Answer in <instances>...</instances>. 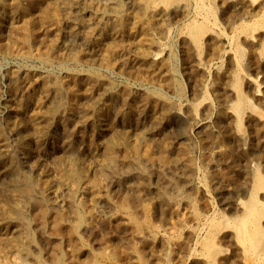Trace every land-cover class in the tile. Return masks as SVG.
Returning a JSON list of instances; mask_svg holds the SVG:
<instances>
[{"label":"rangeland","instance_id":"obj_1","mask_svg":"<svg viewBox=\"0 0 264 264\" xmlns=\"http://www.w3.org/2000/svg\"><path fill=\"white\" fill-rule=\"evenodd\" d=\"M93 1L95 3L97 2V4H99L103 9L108 11L111 9V4L114 2L116 3L118 0ZM121 1L125 3L128 2V0ZM111 11L112 9L108 12ZM84 18L86 20V24L77 25V29H83L88 26L89 22L95 21L94 15L91 12H85ZM70 21V18L65 17L61 20L60 25H56L55 23L52 26H49L48 24L43 25L38 23V26L36 24V27H34L31 31L32 34L27 36V40L24 42L19 41L18 36L21 28L23 27L22 21L18 22L21 24L20 26L17 23L13 28V25L6 20L4 21L5 23L2 22L0 24V264L204 263L206 258L203 257V255H199L201 251L200 249V251L196 248L192 249L193 255L187 261V257H184L186 251L188 252V250H190L188 246L190 240L192 239L194 229L206 222L207 215L209 216V214H215V209L216 211L219 208L221 209L223 207L222 205L224 200L229 199L234 194L233 191L236 192L241 189L244 181L245 163L250 154L254 152L255 148L259 147L258 145L262 143V139H264V132L262 131V128L259 127L257 122L252 120L249 123L247 122L245 124L246 126L244 125L246 134L249 138V145L247 150H243L237 146V149L235 148V144L231 139L232 131L228 126V122L223 121L219 124H215V122L210 120L206 130L197 131L191 129L188 121L180 120L179 122L173 124L170 128L171 125L165 126L159 124L165 111L163 108L166 107V104L162 102H158L156 104L155 112H153L152 115H138V111L142 108L145 97L149 95L150 92L156 95H162L174 102L193 101L194 98L200 97L199 93L197 94L199 97L194 93L191 80L188 78L189 76L187 72H185V66L189 62H193V59L191 60V58H185V41L184 38L179 35L181 31L180 29H182L187 23V20L184 18L173 21L170 20L169 24H167V26H169L168 28H171L172 33L170 32V36L160 37V35H158L161 41L168 46L166 51V53H168L165 54V59H167V64H169V66L172 63L171 66H168L169 68L167 66V68L160 66V68L156 65L153 66V68L152 66L148 68L144 67V70L138 63V58L128 49L122 48L124 43H128L132 40L130 39L128 30L120 31L118 34L111 35L107 38L104 49L116 50V53L112 56L113 58L107 57L102 62L85 57H80L77 60L79 62L70 60L69 57L72 51L69 46L61 45L60 47L54 48L61 40L64 39L63 29L71 26ZM6 41L9 44H7ZM1 42H3L2 44L4 45H2ZM79 44L80 48L78 53L81 54V56L82 54L89 55L101 51V48L95 44L87 43L81 40L79 41ZM62 48L66 51L62 50ZM47 57L51 58L49 59ZM41 58H45L47 61L43 62ZM217 60H219V58L215 59V61ZM175 63L177 64L176 66ZM223 63L225 67L228 66L226 57H223ZM80 65L82 67L84 65L85 68H82ZM172 69L175 70L176 74L171 71ZM263 69L264 66H260L258 68L259 71L257 69H251L250 72H252L254 76L257 75L260 81H263L264 83ZM141 73L143 75H141ZM11 74L19 76L18 78H20V80L25 79L26 82L22 84L19 80L10 82L8 78ZM42 74L44 75L42 76ZM87 74L92 75V91L87 90V88L85 89L86 86H84L86 85ZM145 75L149 76L146 77ZM208 75L209 76L204 77L203 80L199 82L198 87L209 91L210 94L207 93V95L209 97L211 95L210 102L211 106H213L211 107V111L215 112L218 107L216 101L217 96L213 89L214 76L211 74ZM53 78L62 79V93L63 96L66 97H64V99L70 102L73 106L72 116L68 121V131L65 133L62 131L63 129L61 127L54 124L52 125V122H50L48 118L52 106L50 100L51 97H45L44 92L46 89L51 87L50 80ZM32 79H34L35 82ZM106 82L113 84L116 92L120 91L119 93L122 94L123 99L118 100V98L114 97V95L103 94V88ZM204 83L207 84L205 85ZM39 85L40 87H38ZM129 85L133 86L134 90L129 92ZM154 91H156V93ZM96 94L98 97H96ZM190 94L193 96H190ZM41 97L42 99H40ZM19 99L21 101H19ZM35 99L37 100V103ZM9 101L17 102L18 105L16 104L17 108L15 111L10 110ZM96 102H99L101 108L103 107L102 109H105L104 111L114 119L122 102L125 105L127 104L126 107L128 110L130 108L132 109L128 111L127 118L122 123H108L107 134H102L97 131L91 123L83 121V124L82 121H79L80 115L90 114V107ZM41 106L45 109H41ZM259 107L264 110L263 103L259 104ZM30 109L32 110L29 111ZM11 116L13 118H11ZM10 121H18L22 123V126L24 127L22 133V136L25 138L24 143L20 139H14L9 134L8 123ZM37 122L39 124H37ZM183 122L185 124H183ZM29 123H32V125ZM71 124L73 126H71ZM137 124H139V126ZM163 133H165V136H163ZM261 133H263V135H261ZM64 134L68 136V138ZM221 134L223 136H221ZM56 135L58 137H56ZM156 135H158L157 138ZM199 137H201V139H199ZM143 138L151 139L152 142L154 141L153 143H158L161 146H163L161 142L165 140L162 143L166 146V148L168 147L167 155H162L160 151L161 148L155 145L154 150H158L156 151L158 154L155 152L154 162L143 159L136 153L135 150L137 145L138 147L141 145ZM35 140L37 141V146H35ZM63 141H68L71 145L65 147L63 145ZM222 141L224 144L220 143ZM73 147H75V149ZM209 148L211 151H209ZM42 149L44 150L43 152L41 151ZM78 149L79 154H76L74 151ZM72 151L74 153H72ZM89 152L91 153L88 154ZM262 152L261 154L264 155V152ZM138 158L141 159V161ZM139 162L140 165H138ZM148 162L150 164H147ZM164 162H167V164ZM42 163H44L45 168ZM67 164L69 165L67 166ZM160 164L162 165L163 171L160 169ZM137 165L138 167H136ZM141 165L142 167H140ZM198 166L200 168H198ZM170 168L172 169L169 170ZM185 172L188 173L185 174ZM49 177L52 178H50V181ZM106 181L108 183L113 181L114 183L110 182L109 185ZM59 184H63L62 187ZM223 184H226L227 186H224ZM57 189L60 190L57 191ZM163 189L166 192H164ZM170 194L172 195L170 196ZM185 194L189 197L187 198ZM166 195H168L170 199L169 197H166ZM224 195L226 196L225 199H223ZM184 196L186 197V200L183 199ZM180 197L181 199L179 200ZM57 199L60 201H56ZM225 212L228 216L231 214L228 211ZM194 219H198L196 221L197 223ZM222 236L224 235L222 234L221 237ZM219 242L221 241L219 240ZM222 243L226 249H223V251L220 252L219 261L224 262L228 260L233 261L241 259L246 260L248 263L252 261V257L247 256L248 258L246 257L245 259L243 255L239 253V250L235 248L234 245H230L226 242L224 238Z\"/></svg>","mask_w":264,"mask_h":264},{"label":"bare ground","instance_id":"obj_2","mask_svg":"<svg viewBox=\"0 0 264 264\" xmlns=\"http://www.w3.org/2000/svg\"><path fill=\"white\" fill-rule=\"evenodd\" d=\"M111 9H112V11L108 12ZM111 9H109L107 11V10L103 9L99 4H97V2L95 3L93 0H0V24L6 20V21L10 22L13 25L12 26V28H13V27L16 26V24L19 21H22L23 22V27L21 28L20 33H19L18 36H19V41L24 42V41L27 40V36H30L32 34L31 31L34 29V27H36V24H37V26H38V23L39 24L41 23L43 25L44 24H48L49 26H52L55 23H56V25L57 24L60 25L61 24V20L63 18H65V17L66 18H70L71 19V21H70L71 26L68 27V28H64L63 29V38L64 39L61 40L55 47L54 46L53 47L57 48V47H60L61 45L69 46L70 50L72 51V53L70 54L69 59L72 60V61H77L80 57H85V58H90V59L102 62L107 57H112L116 53V50H114V49H110V50L104 49V47L106 46L107 38L110 37L111 35L118 34V32H120V31L128 30L130 39H132V40L130 42H128V43H124V46H122V48H126L129 51H131L138 58V63L141 65V67H143V70H144L145 68H148V67H151V66L153 68V66H156V65H158L159 67L160 66H164V67H166V66L168 67L169 66V64H167V59H165V54L168 53V52L166 53L168 46H166V44H164L161 41L160 37L161 36H167L168 37L172 33L171 32V28H168L169 26H167V24H169L170 20L173 21V20H176V19L184 18L185 20H187V23L185 24V26L182 29H180L181 31H180L179 35H181L184 38V41H185L184 42L185 45H186L185 46L186 47L185 58H191V60L193 59V62H191V63L189 62L185 66V68H186L185 72H187V74L189 76L188 78H190V80H191V84H192V88H193L194 93L196 95L199 93L200 97L197 95L199 98H194L193 101L174 102L173 100H169L168 98L163 97L162 95H156V94H153L152 92H150V94L145 97V100L143 102L142 108L140 110L138 109L139 111L137 110L138 111V115L139 116L144 115V114L152 115L153 112H155L156 104L158 102H162V103L166 104V107L163 108V109H165V111L163 113V116H162L159 124L165 125V126H170L171 125L170 128L172 127L173 124L179 122L180 120L188 121L190 123L191 129L192 130H197V131L206 130L208 128V125H209L208 122L210 120L215 122V124H219V123H221L223 121L224 122H228V126L231 129V131H232L231 139H232L233 143L235 144V148L237 146V147H239V148H241L243 150H247V147L249 145V141H248L249 138H248V135L246 134V130L244 128V125L247 122L249 123L251 120L257 122V124H259V127H261L262 131L264 132V110L262 108H261L262 109L261 110L260 107H259V104H262V103L264 104V83H263V81L262 82L260 81V79H259V77L257 75L254 76L252 74V72H250L251 69H253V70L257 69L258 70V68L260 66H264V0H128V2H126V3L121 1V0H118V1H116V3L114 2L113 4H111ZM85 12H91L94 15L95 21L89 22L87 27L79 30L76 27L77 25L86 24V20L84 18V13ZM96 19H97V21H96ZM20 25L21 24H19V26ZM3 29H4V27H3ZM158 35H160V37ZM13 36H15V35H13ZM167 37H165V38H167ZM38 38H39V36H38ZM80 40L84 41V42H87V43H91V44L97 45L98 47L101 48V51L97 52V53H92V54H89V55L82 54V56H81V54L78 53L79 52V48H80V44H79ZM2 43L3 42H1V44ZM6 43H7V41H6ZM40 43H42V42H40ZM7 44H9V43H7ZM2 45H4V44H2ZM15 47H16V45H15ZM111 47H112V45H111ZM47 48H48V46H47ZM16 50H17V48H16ZM62 50L66 51L63 48H62ZM14 51H15V49H14ZM16 52H18V51H16ZM38 52H39V50H38ZM60 53H62V52H60ZM169 53H172V52H169ZM49 54H50V52H49ZM36 55H37V53H36ZM27 56H29V55H27ZM19 57H21V56H19ZM44 57H45V55H44ZM223 57L227 58V61H228V64H227L228 66L227 67L224 66ZM47 58H49V57H47ZM217 58H219V60L215 61V59H217ZM41 59H42L43 62L47 61V59H45V58H41ZM4 60H5V58H4ZM16 61H17V59H16ZM25 62H27V61H25ZM77 62H79V61H77ZM122 62H124V61H122ZM173 62H174V60H173ZM53 63H55V62H53ZM66 63H68V62H66ZM171 64H170V66H171ZM176 65L177 64L175 63V66ZM110 66H112V65H110ZM21 67H23V66H21ZM71 67H72V65H71ZM83 67H84V65H83ZM35 68H36V66H35ZM54 71H55V69H54ZM158 71H160V70H158ZM171 71H173V73H175L174 69H172ZM168 72H170V71H168ZM208 74H211V75L214 76V88L213 89H214L215 94L217 96L216 97V101H217V107H218L215 112L211 111V107H213V106H211V102H210L211 95H210V97L207 95V93H209V91L198 87L199 82L201 80H203L204 77L209 76ZM43 75L44 74H42V76ZM141 75H143V74L141 73ZM148 76H146V77H148ZM18 77L19 76H17V75L15 76L14 74H11L8 79H9L10 82H15L16 80H19V82L21 84L26 82L25 79L20 80V78H18ZM35 78H36V75H35ZM91 78H92V75L91 74H87L86 75V85H84V86H86L85 89L87 88V90H89V91L93 90V85H92V82H91ZM32 80L34 81V79H32ZM61 80L59 78H53L52 80H50L51 83H50V81H49V83L51 84V87H49L48 89L45 90L44 96L45 97H48V96L51 97L50 100H51L52 106H51V109H50V115L48 116L50 122H52V125L54 124V125H57V126L61 127L63 129L62 131H64V133H65V132L68 131V121H69V119L72 116V107L73 106H72V104L70 102H68V101H66L64 99L65 96H63V93H62L63 84H62ZM144 80H145V78H144ZM153 81H154V79H153ZM7 83H8V81H7ZM81 83H82V81H81ZM26 85H27V83H26ZM72 86H74V85H72ZM72 86H70V87H72ZM38 87H40V85ZM157 87H158V85H157ZM28 89H30V88H28ZM69 89H67V90H69ZM103 90H104L103 94L114 95V97L118 98V100L123 99L122 94L119 93L120 91L116 92L113 84H111L110 82H106L104 84ZM132 90H134V87L130 86L128 88V91L130 92ZM150 90L153 91L152 89H150ZM82 91H84V90H82ZM156 91H154V92L156 93ZM206 91H208V92H206ZM22 92H23V90H22ZM85 93H87V92H85ZM80 94H82V93H80ZM126 95H128V94H126ZM190 96H193V95L190 94ZM96 97H98V95ZM175 97H177V96H175ZM24 98H26V97H24ZM83 98H84V96H83ZM40 99H42V97ZM12 100H13V98H12ZM31 100H32V98H31ZM132 100H134V99H132ZM19 101H21V100L19 99ZM82 101H84V100H82ZM36 103H37V100H36ZM44 103H45V101H44ZM16 104H17L16 101H9V106H10V110L11 111H15V109L17 108ZM109 105H110V102H109ZM126 105L123 102L120 104V106H119L120 108L116 112L115 119H114V118H112L110 115H108L104 111L105 109L104 110L102 109L103 107L101 108L99 102H96L90 107V114L89 115L88 114H83V115L79 114L80 115L79 116V121L80 122L82 121V123H83V121H85L86 123L87 122L91 123L97 131H99L102 134H104V133L107 132V126L109 125L108 123H117V124L118 123H122L127 118L128 111L130 109H132V108H130L128 110ZM75 106H76V104H75ZM77 106H78V104H77ZM113 106H114V103H113ZM83 107H84V105H83ZM43 108L44 107H42L41 109H43ZM31 110L32 109H30L29 111H31ZM80 110H81V108H80ZM22 112H26V111H22ZM76 113H77V111H76ZM130 116H131V114H130ZM11 118H13V117L11 116ZM152 118H151V120H152ZM1 120H3V119H1ZM114 120H115V122H114ZM44 121H45V119H44ZM79 121H78V123H79ZM32 123L31 124L29 123V124L32 125ZM37 124H39V123L37 122ZM183 124H185V123L183 122ZM75 125H74V127H75ZM137 125L139 126V124H137ZM71 126H73V125L71 124ZM133 126H134V124H133ZM8 127H9L8 128L9 129V134L11 135V137H13L14 139H20L23 143L25 142V138H24V136H22L24 127L22 126L21 122L10 121L8 123ZM161 128H162V126H161ZM54 129H56V128H54ZM50 130H51V128H50ZM166 130H168V129H166ZM201 133H203V132H201ZM102 134H100V135H102ZM106 134H105V136H106ZM163 134H161V135L165 136V133H163ZM72 135H73V133H72ZM224 135H226V134H224ZM261 135H263V133H261ZM157 136L158 135H156V138H157ZM163 136H162V138H163ZM221 136H223V135L221 134ZM51 137H52V135H51ZM56 137H58V136L56 135ZM66 137L68 138V136H66ZM260 137H262V136H260ZM174 138H173V140H174ZM208 138H209V136H208ZM151 139H152V137H151ZM151 139L143 138V140L141 141V145L139 147L137 145L135 150H136V153L139 156H141L143 159H146V160L154 162L155 152L158 151V150H156V151L154 150L155 145H157V147L159 146L161 148L160 151H161L162 155H167L168 147L166 148V146H164V144L162 143L165 140H163L161 142V144L163 145V146H161L158 143L157 144L153 143L154 141L152 142ZM199 139H201V137H199ZM131 140H133V139H131ZM182 140H183V138H182ZM257 140H259V139H257ZM257 140H255V141H257ZM89 142H90V140H89ZM26 143H28V142H26ZM34 143H36L35 146H37V141L34 142ZM209 143H210V141H209ZM220 143H223V141L220 142ZM100 144H103V143H100ZM179 144H181V143H179ZM230 144H231V142H230ZM63 145L65 147H67V146H69L71 144L68 141L67 142L63 141ZM74 145H75V143H74ZM258 146L259 147L255 148L254 152H252V154H250V156L248 157V159H247V161L245 163L246 165H245V170H244V181L242 180L243 183H242L241 189L239 191H236V192L233 191L234 194L229 199L224 200L223 205H222L223 207L220 205L222 207L221 209L217 208L218 209L217 211L215 209L214 210L215 214H212V215L209 214V216L207 215L206 222L203 223L201 226H198L199 225L198 224L197 225L198 227L194 229V233H193L192 239L190 240L189 246H188L190 250H188V252L186 251V254L184 253L185 254L184 257H187L186 261L190 257H192V255H193L192 249L196 248L198 250L199 249L201 250V251L199 250L200 253L198 252L199 255H203V257L206 258L205 261L203 260L204 263H196V264H264V155L261 154L262 150L264 152V139H262V143H260ZM7 148H9V147H7ZM73 148L75 149V147H73ZM102 148H103V146H102ZM123 148H124V146H123ZM31 151H33V150H31ZM41 151L43 152L44 150L42 149ZM49 151H50V148H49ZM76 151H74V152L76 154H79L78 153L79 149L76 150ZM89 151H90V149H89ZM209 151H211L210 148H209ZM51 152H52V150H51ZM54 152H56V151H54ZM74 152L72 151V153H74ZM257 152H259V153H257ZM22 153H23V151H22ZM90 153L91 152H89L88 154H90ZM161 153H159V154H161ZM212 153H213V151H212ZM52 154H54V153H52ZM88 154H87V157H88ZM9 155H10V153H9ZM96 155H98V154H96ZM52 156H54V155H52ZM16 160H18V159H16ZM94 160H96V159H94ZM139 160L141 161V159H139ZM156 160H157V158H156ZM12 161H13V159H12ZM67 161H69V160H67ZM168 161H169V159H168ZM178 161H181V160H178ZM46 162H47V159H46ZM106 162H108V161H106ZM143 162H146V161H143ZM185 162H187V161H185ZM68 163H70V162H68ZM164 163L167 164V162H164ZM42 164H43V167H44V163H42ZM147 164H150V163L148 162ZM68 165L69 164H67V166ZM138 165H140V162L138 163ZM138 165L136 167H138ZM237 165H238V163H237ZM4 167H5V165H4ZM140 167H142V165ZM149 167H151V166H149ZM169 167H170V165H169ZM146 168H148V167H146ZM198 168H200V167L198 166ZM160 169H162V165H161ZM171 169L172 168H170L169 170H171ZM57 171H55V172H57ZM162 171H163V169H162ZM72 172H73V170H72ZM115 173H117V172H115ZM126 173H127V171H126ZM186 173H188V172H185V174ZM8 174H6V175H8ZM161 174H163V173H161ZM178 174H179V172H178ZM167 176H166V178H167ZM52 177H53V175H52ZM50 178L51 177H49V181H50ZM187 178H189V177H187ZM132 179H135V178H132ZM144 179H145V177H144ZM195 180H197V179H195ZM57 181H59V180H57ZM182 181H183V179H182ZM110 182L114 183L113 181H110ZM109 183L107 182V184H109ZM163 183H165V182H163ZM168 183H170V182H168ZM179 183H181V182H179ZM218 183H216V184H218ZM222 183H221V185H222ZM59 185L62 187L63 184L62 185L59 184ZM68 185H70V184H68ZM56 186H57V184H56ZM232 188H233V186H232ZM58 190H60V189H57V191ZM163 191H164V189H163ZM164 192H166V191H164ZM168 192H169V189H168ZM9 193H11V192H9ZM60 193H61V191H60ZM186 194H188V193H186ZM186 194H185V196L187 197ZM50 195H52V194H50ZM171 195L172 194H170V196ZM180 196H181V194H180ZM185 196L183 198L184 200H186ZM166 197H169V196L166 195ZM218 197H219V195H218ZM225 197L226 196L224 195L223 199H225ZM51 199H52V197H51ZM169 199H170V197H169ZM180 199H181V197L179 198V200ZM56 201H60V200L57 199ZM93 204H96V203H93ZM97 207H98V205H97ZM100 210H101V208H100ZM214 211H213V213H214ZM225 211H228L231 214L228 216ZM201 213H203V212H201ZM198 215H199V213H198ZM195 217H196V214H195ZM194 220L196 222L198 219L197 220L194 219ZM195 224H193V225L196 226ZM222 234L224 236L221 237ZM189 238H188V240H189ZM223 238L230 245H234L235 248H237L239 250V253L241 255H243V257L245 259H246L247 256L252 257V261L249 262V263L246 262V260H242V259L241 260H233V261L228 260V261H224V262L219 261V256L221 254L220 252H222L223 249H226V248H224L223 243H222ZM219 240L221 242H219ZM236 256H238V255H236Z\"/></svg>","mask_w":264,"mask_h":264}]
</instances>
